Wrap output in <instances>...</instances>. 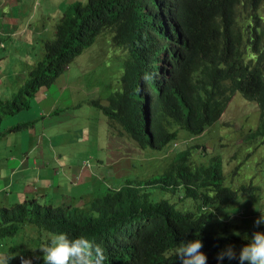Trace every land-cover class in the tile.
<instances>
[{
    "label": "trees",
    "instance_id": "trees-1",
    "mask_svg": "<svg viewBox=\"0 0 264 264\" xmlns=\"http://www.w3.org/2000/svg\"><path fill=\"white\" fill-rule=\"evenodd\" d=\"M178 1L182 6L181 24L188 34L191 55L181 80L199 84L208 92L205 109L208 117L219 115L236 91L253 99L250 101L257 105L259 120L251 131L259 133L260 144H264V14L261 11L264 10V0ZM17 2L13 7L15 15H26L28 6L24 9L25 4L20 0ZM9 14L12 12L9 11ZM49 17L52 18L51 15ZM77 22L76 17L69 24L60 21L54 41L65 44V48L71 43H81L83 39L76 28ZM6 24L11 33L14 29L21 32L18 24L12 27L8 22ZM6 24L0 26V30H5ZM32 26L31 23L30 28ZM17 38L19 40L6 36L3 55H0L1 74L13 75L11 55L14 52H18V62L23 64L22 54L27 52L29 42ZM181 38L173 29L168 42H178ZM3 60H6L5 64H2ZM25 67L23 82L12 78V83L18 86L17 90L9 97L0 98V141L8 134H18V137L15 135L17 139H24L28 137L25 133L28 128L34 127L38 132L41 126H50V115H40L29 121L15 118L14 122L11 120L4 128L1 127L5 116L29 108L31 99L42 95L43 87L52 84L50 72L42 60L36 59L30 69L27 60L19 71ZM126 75L131 76L132 70L127 69ZM5 88L4 93L7 92ZM124 95L125 91L118 94L119 97ZM51 103L49 100L40 101V109L50 107ZM124 129L126 135L133 139L132 134ZM107 138L116 140L114 147L121 150V141L112 136ZM93 149L101 150L96 164L86 148L79 154L82 158L80 165L75 166L73 160L64 157V167L51 157L50 162L59 167L50 171L48 166H42L45 175L56 181L55 193H51L47 185L38 193L34 190L31 196L8 207H0V247H6L11 255L20 252L31 255L28 250L38 249L53 234L63 231L73 237L85 235L101 244L107 258L105 264H181L175 254L179 241L182 238L191 240L199 235L207 264H218L217 253L226 245H234L238 253L247 243L244 232L251 235L253 230L264 231V225L230 231L213 226L219 215L232 208L239 196L238 190L252 194L256 188L246 184L240 185L238 190L230 185L224 187L218 167L205 169L206 165L202 164L197 169L192 168L194 164L187 161L188 152L179 155L158 175L154 173L142 181L127 180L115 188L108 185L106 190L101 191L98 190L94 168L99 165L106 175L114 177L111 166L104 162L105 159L115 162L114 154L120 151L110 148L108 142L104 146L97 144ZM78 165L79 169H75L76 174L72 177V170ZM86 174H89L88 179H84ZM41 184V181L36 182L37 187ZM80 186L83 188L73 190ZM156 188L163 195L162 200ZM171 196H175L176 201L171 200ZM177 198L183 204L187 200L194 201V205H184L190 211L180 212L174 208L178 204ZM215 224L219 225L217 221ZM25 225L38 231L26 237L17 235ZM234 231L240 235H233ZM221 235L223 238H220ZM13 260L19 263L18 259ZM221 264H239V261L225 258Z\"/></svg>",
    "mask_w": 264,
    "mask_h": 264
},
{
    "label": "clouds",
    "instance_id": "clouds-1",
    "mask_svg": "<svg viewBox=\"0 0 264 264\" xmlns=\"http://www.w3.org/2000/svg\"><path fill=\"white\" fill-rule=\"evenodd\" d=\"M6 1L8 3L6 6L4 4L0 6V18L3 16L17 18L18 25L22 28L21 32L24 28L29 32L26 38L29 47L22 55V67L27 60L28 62L42 60L50 72L52 84L65 72L77 55L97 39L100 43L110 39L112 45L121 48L124 61L118 89L104 99L92 98L88 101L107 118L108 135L119 141L124 140L128 144V154L123 158L127 164L123 174L118 178L125 175L128 170H136L132 161L140 153L143 155L139 150H144L145 157L154 162L148 167L146 174L133 176L130 179L133 181H142L154 173L164 172L179 155L188 152L187 161L194 164L192 168L197 169L202 164L206 165L205 169L218 167L224 187L230 185L238 190L240 185L245 184L241 183L238 188L229 184V176L236 172L237 165L230 170L225 169L226 162L222 148L234 146L236 150L231 157L238 161L264 148V144H260L259 133L251 131L256 126H250L247 131L243 129L238 135L232 134L230 141L221 142L219 145L206 143L211 133L221 132L226 127L221 115L234 95L226 102L219 115L208 117L205 115L208 92L199 84L181 80L191 55L188 34L181 24L182 6L178 0H45L47 11L43 12L41 18L35 22L23 20L15 15L13 7L18 4V0ZM9 11L12 14H9ZM74 17L78 19L76 28L83 41L71 43L65 48V44L54 41L56 27L60 21L69 24ZM31 23L32 28H30ZM5 24L3 21L0 22V26ZM4 29L7 30L8 25ZM173 29L182 38L178 42L170 43L168 36ZM5 30H0L2 48L5 47L3 39L7 35L16 37L10 31L6 33ZM21 32L17 34L22 36ZM5 61L3 60L2 64H5ZM127 69L132 70L131 76L126 75ZM16 71L19 70L14 67L13 74ZM20 74L23 75L21 80L23 82L26 73ZM10 76L0 73V83L5 78L12 82L13 77ZM45 87L43 94L38 96L39 102L49 100V89L48 86ZM123 91L125 95L119 97L118 94ZM243 98L247 101L253 100ZM51 102L50 107L40 109V115L58 114L62 108L61 104L56 99ZM50 119L56 124L52 125L53 127L60 126V116ZM124 128L132 134L133 139L126 135ZM31 129L35 130L34 127ZM235 132H239L238 129ZM118 134L121 135L117 136ZM196 137L200 140L194 142ZM236 138L240 141L235 143ZM78 140L77 138L75 142ZM180 145H184L183 149L173 153L170 161L160 167L159 155H164ZM162 149H165L164 154L154 151ZM1 158L3 164L17 162L15 152L7 151ZM115 164L116 161L113 166ZM96 168L100 166L97 165ZM262 174L264 179V173ZM113 176L117 178L114 173ZM243 178H248V175L245 174ZM126 181L127 179L121 183ZM49 183L42 181L41 186L33 185L32 190L44 189ZM256 184L250 181L246 185L257 188ZM167 186L172 187V185ZM156 192L162 200L164 197L157 188ZM240 192L238 190V194ZM177 205L174 208L180 212L190 211L186 208L189 205L182 209ZM1 206L5 205L1 204ZM259 212L260 215L254 221L256 228L264 225V211ZM233 235L240 234L234 231ZM246 237L244 238L247 243L238 253L232 244L226 245L219 251L216 256L218 264H221L225 258L229 261L238 260L239 264H264V231L253 230L251 236L246 235ZM220 238L223 236L221 235ZM202 248L203 243L199 235L191 240L182 238L175 254L181 264H207V256L201 251ZM28 251L32 254L27 255L25 252L16 255L0 254V264H10L13 259H18L19 264H105L107 259L101 244L85 235L73 237L63 231L53 234L38 249Z\"/></svg>",
    "mask_w": 264,
    "mask_h": 264
},
{
    "label": "rangeland",
    "instance_id": "rangeland-1",
    "mask_svg": "<svg viewBox=\"0 0 264 264\" xmlns=\"http://www.w3.org/2000/svg\"><path fill=\"white\" fill-rule=\"evenodd\" d=\"M20 2L25 4L24 9H27L28 6L27 14L21 16L23 20L35 22L41 18L43 12L47 11L45 0H20ZM3 4L6 6L8 3L6 0H0V6ZM49 8H51V6H49ZM261 11H263L264 14V10ZM1 21H3V24L8 22L10 27L14 24L17 25L19 22L17 18H11L10 16L1 17L0 22ZM5 31L6 33H9V28ZM21 33L23 35L19 36L14 29L11 34L16 36L14 37L15 39H18L17 37H19L26 41L29 33L28 29L24 28ZM5 39L6 38L3 39L4 44H6ZM2 50L4 49L0 47V55H3ZM11 56L14 62L12 67L21 70L22 64H20L17 59L18 52L12 53ZM123 61L124 56L119 46L112 45L110 39L106 40L105 43H100L97 39L91 46L83 50L80 55H77L56 82L48 86V95H50L49 101L56 99L62 106L61 110L58 111V114L50 116L53 117V119L60 116V126L48 128L45 125V128L40 127L38 131L45 134L47 145L51 142L49 157L45 158V162L48 163L50 171L55 167H59L50 162V158L52 157L55 161L60 163L57 159V153H61L64 157L67 155V158L73 160L76 166L77 164L80 165L82 160L79 154L82 151L85 152L86 148L88 149V155L94 164L97 163L101 150L96 151L93 149V146H96L97 144L104 146L108 142L110 148L118 150V148L114 147V145L117 144V141L113 139L108 140L107 138L109 136L107 118L96 107L89 104L88 101L92 98L104 99L108 94L118 89L119 78L123 70ZM33 63V61L28 62L29 69ZM26 70L27 67L23 68L22 71H16L13 76L10 77L21 82L23 75L20 73H26ZM4 87H6V93L3 92ZM17 88V85H14L10 80L5 78V80L0 83V98L9 97L17 90ZM81 88L83 91H81ZM242 98L243 97L239 92L234 94L225 111L221 115V119L226 127H224L221 132L211 133L206 139L207 144L219 145L221 142L230 141L232 139V134L238 135L243 129L247 131L251 124L254 127L257 126L259 120V110L257 105ZM38 116H40L39 97H35L31 99L29 108L21 110L14 115L5 116L1 121V127L4 128L5 125L9 124V122L15 118H22L23 121H29ZM14 121L15 120L12 122ZM237 129L239 132H235ZM15 135L18 137V134H8L0 141V187L2 186V181H5L7 186L5 190L0 191V205L7 204V199L10 198L7 196L9 193L13 194V198L14 196H17L18 199H24L31 196L32 194L30 193H34L30 192L28 188H25L18 195L17 189H20L24 183L23 181H19L18 176H13L12 169L16 162L11 161L7 164H3L1 158L7 151L17 152L19 150L22 142L20 139H17ZM77 138L79 139V142H75ZM199 140V137H196L194 142ZM129 141L134 144L131 139H129ZM239 141V138L234 140L235 143ZM120 143L121 150H118L120 153L114 154L116 161L115 166H113V160L107 161V159H105L104 162L105 165L111 166V169H113V173L117 178L111 177V175H106L102 170V167L94 168V174L98 182V190H106L108 185L111 188L118 187L122 184L121 182L126 179L130 180L135 175L146 174L148 167L153 165L154 161L145 157L144 150H139L140 152H143V155L140 153L132 161L136 170H128L125 175L118 178L123 174L127 164L126 160H122L121 162H119V160L128 149L126 141L121 140ZM183 147L184 145H180L165 154V149L154 150L156 153L164 154L159 155V166L161 167L168 163L172 154L183 149ZM222 150L223 158L226 162L225 169L230 170L231 167L237 165L236 172L229 176V184L234 188H238L241 183L244 182L247 184L251 181L257 183V188L255 193L252 194L240 192L238 198L234 201L232 208L228 209L229 211L223 215H219V217L213 221V226H215L216 229H226L227 231L233 229L243 230L246 227H251L252 229L256 228L254 221L260 215L259 211H264V179L262 174L264 173V148L257 150L251 156L246 157V159H240L238 161L233 160L231 157L236 150L234 146L222 148ZM110 159H112V155L110 156ZM79 165L74 167L73 170L79 169ZM245 174L248 175V178H243ZM33 176L34 171L30 172L26 177L32 178ZM88 176L89 174H86L84 179H88ZM81 180L82 179L78 181ZM49 182L50 192L55 193L57 191L55 179L52 181L49 180ZM11 186L13 187L11 188ZM82 188L83 186H80L78 188H73V190L75 191ZM69 189L72 190V187H69ZM39 190H43V188L36 189L35 193H38ZM28 191L30 193H27ZM170 199L176 201L175 196H171ZM177 200V207L180 209H182L184 205H190V207L194 205V201L187 200L185 204H183L180 199L177 198ZM216 221L219 225L215 224ZM34 231H38V229L30 225H25L21 227L17 235L21 236L23 234L24 237H26L28 234H33ZM246 235L249 237L251 236L249 232H244L245 238H247ZM43 239L46 238L43 237ZM0 254L11 255L6 247H0ZM10 264H17V262L11 260Z\"/></svg>",
    "mask_w": 264,
    "mask_h": 264
},
{
    "label": "crops",
    "instance_id": "crops-1",
    "mask_svg": "<svg viewBox=\"0 0 264 264\" xmlns=\"http://www.w3.org/2000/svg\"><path fill=\"white\" fill-rule=\"evenodd\" d=\"M54 123L55 122L49 121L50 126L48 128H52V125H56ZM25 133H27L29 140L28 137L24 139L20 138L22 144L19 150L15 152L17 156V162L14 165L13 176H18L19 181H23L24 183L20 189H17L18 195L25 188H28L30 192H33L32 186L36 185L37 181H52L54 179L53 177H47L45 175V169L42 167L48 166L45 162V158L49 157L51 142L47 145V138L45 134H43L42 132H35L34 129L28 128L27 130H25ZM77 142H79V140ZM57 155V159L59 160L60 164L66 167L64 155H62L61 153H57ZM32 171H34V176L32 178H27L26 176ZM75 174V170H72V177H74ZM1 184L2 186L0 187V191L5 190L7 188L6 182L2 181ZM12 187L13 186H11V188ZM30 192L28 191L27 193ZM7 196L10 198L7 199V204H4L5 206H10L17 200H21L18 199L17 196H14V200L12 193H9Z\"/></svg>",
    "mask_w": 264,
    "mask_h": 264
}]
</instances>
